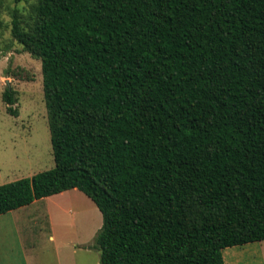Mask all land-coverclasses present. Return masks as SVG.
<instances>
[{"label":"trees","instance_id":"1","mask_svg":"<svg viewBox=\"0 0 264 264\" xmlns=\"http://www.w3.org/2000/svg\"><path fill=\"white\" fill-rule=\"evenodd\" d=\"M9 13L42 62L55 167L1 185L0 215L77 189L103 215L100 264H226L264 241V0ZM3 102L19 116L15 90Z\"/></svg>","mask_w":264,"mask_h":264},{"label":"rangeland","instance_id":"2","mask_svg":"<svg viewBox=\"0 0 264 264\" xmlns=\"http://www.w3.org/2000/svg\"><path fill=\"white\" fill-rule=\"evenodd\" d=\"M35 2L0 4V186L55 167L42 62L11 34L9 9L27 14ZM8 81L17 92V117L3 102ZM102 226L101 211L77 189L39 201L0 216V264H100L101 253L94 245ZM234 249L243 251L240 264H264V241L225 249L224 257Z\"/></svg>","mask_w":264,"mask_h":264},{"label":"crops","instance_id":"3","mask_svg":"<svg viewBox=\"0 0 264 264\" xmlns=\"http://www.w3.org/2000/svg\"><path fill=\"white\" fill-rule=\"evenodd\" d=\"M66 192H67V191H66ZM66 192H63V193H61V194L54 195V196H51V197H48V198L54 200V199H56V198H58V197L64 195V193H66ZM48 198H45V199H42V200H45V201H46V199H48ZM42 200H39V201H42ZM39 201L34 202L32 205H36L37 203H39ZM32 205L27 206V207H24V208H21V209H27V208L31 207ZM16 211H20V209L15 210V211H12V212H9V213L4 214V215H8V214H10V213H14V212H16ZM0 216H2V215H0ZM53 236H54V235L51 234V237H50L51 240L54 239ZM227 249H228V248H227ZM229 251H230V252H229V256H228L227 258H226V256L224 257V259H225V263H226V264H240V257H241V254H242L243 251H242L241 249H234V250H229ZM223 252H224V251H223Z\"/></svg>","mask_w":264,"mask_h":264},{"label":"water","instance_id":"4","mask_svg":"<svg viewBox=\"0 0 264 264\" xmlns=\"http://www.w3.org/2000/svg\"><path fill=\"white\" fill-rule=\"evenodd\" d=\"M7 85L9 86V89H11V88H10V85H11V84H10V82H9V81L7 82Z\"/></svg>","mask_w":264,"mask_h":264}]
</instances>
